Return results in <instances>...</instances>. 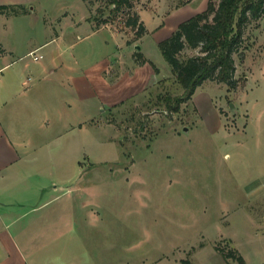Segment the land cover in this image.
I'll return each instance as SVG.
<instances>
[{
  "label": "rangeland",
  "instance_id": "1",
  "mask_svg": "<svg viewBox=\"0 0 264 264\" xmlns=\"http://www.w3.org/2000/svg\"><path fill=\"white\" fill-rule=\"evenodd\" d=\"M187 2L133 0L113 13L105 0H0L3 59L13 60L2 71L34 84L64 75L63 90L38 94L49 107L64 98L66 126L26 127L41 157L16 187L57 197L47 242L91 247L92 264H236L228 251L264 264V14L232 54L233 86L206 79L168 112L163 97L182 87L157 42L207 0ZM130 11L141 36L125 24ZM198 53L185 44L177 56ZM75 75L95 80L81 103Z\"/></svg>",
  "mask_w": 264,
  "mask_h": 264
},
{
  "label": "crops",
  "instance_id": "2",
  "mask_svg": "<svg viewBox=\"0 0 264 264\" xmlns=\"http://www.w3.org/2000/svg\"><path fill=\"white\" fill-rule=\"evenodd\" d=\"M101 28L106 27L101 25L95 30ZM4 53L6 47L0 42V264H92L91 247L82 251L80 246L47 242V205L57 197L43 196L46 187H16L18 182L26 183L33 163L41 157L34 146L40 144L41 138H32L26 127H37L44 121L54 128L66 126L64 98L53 96L49 107L38 94L41 87L63 90L64 75H42L35 84L29 83L19 72L2 71L13 63L3 59ZM71 79V90L78 102L95 95V80L92 84L91 78L77 75ZM44 155L49 159V153ZM31 189L40 195L31 194ZM69 200L70 204L75 201Z\"/></svg>",
  "mask_w": 264,
  "mask_h": 264
},
{
  "label": "trees",
  "instance_id": "3",
  "mask_svg": "<svg viewBox=\"0 0 264 264\" xmlns=\"http://www.w3.org/2000/svg\"><path fill=\"white\" fill-rule=\"evenodd\" d=\"M111 12L124 8L130 10L133 0H105ZM5 5H0L2 9ZM16 11V10H14ZM264 14V0H218L215 4L207 0L203 10L178 23L169 36L157 42L158 49L169 64L173 75L182 87L178 95H165L163 104L168 112H177L179 105L190 99L195 89L206 79H214L233 86L235 65L232 54L238 52L243 38V29L249 19L257 20ZM104 24L106 20L102 21ZM125 24L135 29L141 36L146 29L135 12L127 14ZM99 24L94 27L98 28ZM188 45L198 48L199 53L187 58L178 59V52ZM242 52H238L242 56ZM136 61H146L136 51ZM152 64V63H151ZM232 256L236 264H247L240 254L233 251L224 253ZM183 264H195L185 259Z\"/></svg>",
  "mask_w": 264,
  "mask_h": 264
},
{
  "label": "built area",
  "instance_id": "4",
  "mask_svg": "<svg viewBox=\"0 0 264 264\" xmlns=\"http://www.w3.org/2000/svg\"><path fill=\"white\" fill-rule=\"evenodd\" d=\"M29 55H31L34 60L41 58V54H35L34 51H30Z\"/></svg>",
  "mask_w": 264,
  "mask_h": 264
},
{
  "label": "water",
  "instance_id": "5",
  "mask_svg": "<svg viewBox=\"0 0 264 264\" xmlns=\"http://www.w3.org/2000/svg\"><path fill=\"white\" fill-rule=\"evenodd\" d=\"M136 47L138 48V46L136 45Z\"/></svg>",
  "mask_w": 264,
  "mask_h": 264
}]
</instances>
